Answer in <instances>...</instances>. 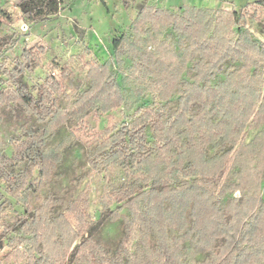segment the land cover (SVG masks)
Here are the masks:
<instances>
[{
  "label": "trees",
  "instance_id": "1",
  "mask_svg": "<svg viewBox=\"0 0 264 264\" xmlns=\"http://www.w3.org/2000/svg\"><path fill=\"white\" fill-rule=\"evenodd\" d=\"M18 6L38 23L57 12L60 0H19ZM236 24L230 10L141 8L129 32L113 38L112 60L120 65L130 58L136 88L155 89L159 101L141 106L131 122L105 127L90 157L98 201L113 220L121 217V238L110 249L86 235L91 201L83 190L56 215V198L46 197L12 238L10 257L19 264H264V42ZM4 47L0 35V54ZM78 58L90 85L65 106L38 101L17 82L35 66L32 49H24L10 70L0 64L10 82L0 87V122L3 107H12L36 123L25 129L11 155L0 139V178L18 200L27 202L34 173L39 182L53 176L64 146L47 141L59 127L70 119L82 121L91 109L105 114L125 101L124 84L110 61L81 53ZM226 60L241 65L210 84ZM191 61L190 82L183 73ZM42 89L44 95L61 94L64 83L51 75ZM175 94L178 106L167 116L161 101ZM248 124L256 134L246 142ZM215 142L229 149L208 157L207 147ZM114 203L128 213L111 210Z\"/></svg>",
  "mask_w": 264,
  "mask_h": 264
},
{
  "label": "rangeland",
  "instance_id": "2",
  "mask_svg": "<svg viewBox=\"0 0 264 264\" xmlns=\"http://www.w3.org/2000/svg\"><path fill=\"white\" fill-rule=\"evenodd\" d=\"M18 2L19 0H0V35L5 43L0 54V64L10 70L15 67L24 49L33 50L35 66L18 76L17 82L20 85L38 101L46 104L65 106L73 102L90 85L86 69L79 62L78 56L81 53L86 59L110 61L111 70L124 84L125 101L105 114L91 109L82 121L70 119L55 131L47 145L56 146L63 141V157L50 180L39 182L36 179L37 173H34L25 193L27 202L9 194L6 183L0 178V264H19L8 255L12 248V238L19 233L22 222L34 214V209L46 197L56 198L57 203L52 213L56 215L83 190L88 191L91 201L86 235L114 249L122 236V219L120 217L113 220L99 203L90 157L105 127L114 128L131 122L137 117L141 106L157 103L159 96L153 88L142 92L136 88V81L133 80L136 75L132 73L130 58L124 59L120 65L113 62V38L129 32L143 6H153L175 12H183L187 8L230 10L236 13V27L249 29L257 39L264 42V0H60L57 12L50 19L38 23L24 17ZM172 39H176L175 33H172ZM194 62L188 63L183 73V78L190 82L195 75ZM240 65V61L226 60L209 83L217 84L229 71ZM51 75L63 81L65 93L44 95L43 84ZM130 75L131 77L124 79ZM6 80L7 76L0 74V87L10 86V82ZM161 104L166 105V115L171 116L178 106V94L161 101ZM198 108L199 104L193 106L191 113H195ZM3 110L4 116L0 122V139L3 142L1 149L11 155L15 142L25 137V129L36 123L18 109L16 113L12 107H3ZM150 134L149 131L148 135ZM255 134L256 130L251 129L248 124L245 130L246 142ZM227 149L229 145L211 143L207 147V155L213 157ZM23 167L24 164L14 170L18 171ZM260 193L264 202V182ZM234 195L239 196L240 192L237 191ZM230 197L228 195L227 199ZM227 199L221 205L226 204ZM110 209L122 215L128 213L122 203H114ZM173 234L176 236L178 231ZM187 248L186 244L183 250L186 260L190 257ZM203 258L204 255L197 257L199 260ZM66 264L75 263L69 260Z\"/></svg>",
  "mask_w": 264,
  "mask_h": 264
}]
</instances>
